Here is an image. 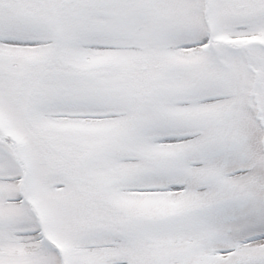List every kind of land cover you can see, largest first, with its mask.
<instances>
[{
  "label": "snow or ice",
  "instance_id": "snow-or-ice-1",
  "mask_svg": "<svg viewBox=\"0 0 264 264\" xmlns=\"http://www.w3.org/2000/svg\"><path fill=\"white\" fill-rule=\"evenodd\" d=\"M0 264H264V0H0Z\"/></svg>",
  "mask_w": 264,
  "mask_h": 264
}]
</instances>
